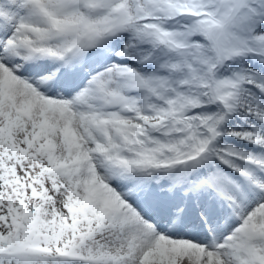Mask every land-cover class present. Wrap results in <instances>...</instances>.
<instances>
[{
    "label": "snow or ice",
    "instance_id": "1",
    "mask_svg": "<svg viewBox=\"0 0 264 264\" xmlns=\"http://www.w3.org/2000/svg\"><path fill=\"white\" fill-rule=\"evenodd\" d=\"M0 264H264V0H0Z\"/></svg>",
    "mask_w": 264,
    "mask_h": 264
}]
</instances>
